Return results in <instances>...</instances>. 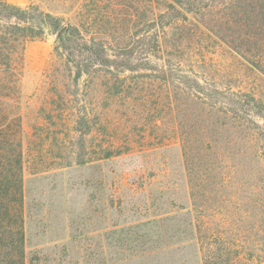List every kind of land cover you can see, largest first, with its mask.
<instances>
[{"label": "trees", "instance_id": "16d2710c", "mask_svg": "<svg viewBox=\"0 0 264 264\" xmlns=\"http://www.w3.org/2000/svg\"><path fill=\"white\" fill-rule=\"evenodd\" d=\"M45 2L50 9L0 0V264L50 261L25 250L23 178L31 164L62 170L155 159L167 149V120L178 130L191 210L148 215L163 189L146 192L143 175L159 165L129 164L115 174L102 210L120 206L127 191L139 199L130 210L136 219L106 230L116 237L88 250L83 263L186 264L185 252L195 250L198 264H264V0ZM48 35L62 69L28 133L24 51ZM81 81L94 99L78 93ZM153 139L160 141L149 146ZM235 157L256 164L239 186L232 179L247 166ZM59 251L73 257L68 245Z\"/></svg>", "mask_w": 264, "mask_h": 264}, {"label": "rangeland", "instance_id": "374dc122", "mask_svg": "<svg viewBox=\"0 0 264 264\" xmlns=\"http://www.w3.org/2000/svg\"><path fill=\"white\" fill-rule=\"evenodd\" d=\"M7 1L21 6L35 2L40 3V6L45 10L50 9V5L45 0ZM54 47L55 40L51 35H48L42 41L30 42L25 47L22 98L25 129L28 133L32 130L31 120H33L34 112L38 111L40 107L43 92L49 89L53 77L58 75V68L62 69L55 56ZM247 75L250 76L251 74L248 73ZM251 78H255L253 80L258 85V76H251ZM76 90L80 95L84 94V97L90 95V93L85 94L86 89L82 81ZM91 97L95 98L93 95H90ZM112 118L117 119V116L112 114ZM54 124L47 123L46 128L58 131L60 128L54 126ZM163 130L166 131L164 135L161 132L158 133L162 134V140L163 136H166L164 140L167 149L155 159L140 157L125 163L121 160L110 161L104 164L92 163L82 167L62 170H57L54 167L51 169L49 164L46 165V168L41 165L32 166L31 164L26 169L23 178L24 231L27 257L30 258L34 251H41L45 259H50L49 262L54 260L56 264L59 262L66 264L68 260H71V264L75 261L74 264H84L83 259L87 258L85 255H87L88 250L96 249L99 245L106 248L112 237H116L114 235L104 237L106 230H115L117 228H113L114 225H118V227L119 225H128L136 219V216L130 210H133L132 207L139 204V199L138 197H131V194L127 191H124L123 196H126V198H122L120 206L114 203V209L102 210L103 196L108 197V188L115 178V174L121 169H126L129 164L134 165L135 168L139 164L150 167V163L155 161L159 165V167L156 166L157 173L150 174L151 172L145 170L143 175L146 192L154 193L156 190L163 189L159 202L155 204L151 212H148V215L149 213L153 215L168 212L183 217L187 210H191L177 137L178 130L171 120L166 121ZM159 141L153 139L148 145H157ZM246 146V144L242 145L240 142L238 149L246 148ZM240 160L244 162L243 164L247 168L239 166V172L232 179V182L238 186L243 185L246 181L248 177L247 169L252 166L256 167L255 162L251 159L235 157L233 162L238 165ZM104 184L106 188L103 187ZM246 190L247 188L242 187L241 194L246 195ZM238 196L239 198L243 197L240 194ZM239 198H236L237 203L245 205L246 197ZM106 205H109V200L105 201V207ZM246 207L248 206L241 208L245 209ZM181 208H184V210ZM248 209L250 208L248 207ZM239 212L242 213V210L240 209ZM255 213L254 209L253 214ZM240 227L243 230L248 226L242 221ZM64 245H68L72 249V258H64L59 253V248ZM110 251V249H107L108 253ZM196 254L195 250H187L185 252L187 256L186 264H198V254ZM49 262L46 264H50Z\"/></svg>", "mask_w": 264, "mask_h": 264}]
</instances>
